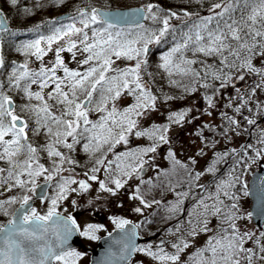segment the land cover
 <instances>
[{
	"label": "snow or ice",
	"instance_id": "6c2138e0",
	"mask_svg": "<svg viewBox=\"0 0 264 264\" xmlns=\"http://www.w3.org/2000/svg\"><path fill=\"white\" fill-rule=\"evenodd\" d=\"M10 2L12 6H16L19 0H10ZM55 2L63 4L65 0H55ZM240 4H243L248 11L246 16L242 15L237 21L231 13ZM215 9H221L220 12L215 13L216 16L223 19L227 14L231 23L225 21L223 28L218 25L215 30H208L206 38L199 31L195 33V40L191 35L187 36L181 44L172 48L168 55L162 58L161 67L169 76L176 74L191 76L194 82H199L200 79L209 74L213 79H231L230 71L225 72L224 70L233 68L246 69L257 75H264V72L253 66L250 55L242 56V53L255 54L254 50L258 47L264 49V0H226V2L221 0V2L212 5L211 10L215 12ZM24 11L31 14L29 9H24ZM160 11L159 6L151 3L139 10L141 14L146 12L141 17L143 20H151L161 24L157 31L146 28L143 23L137 22L136 28L140 31L134 34L128 32L127 35H134V38L122 40L120 37L125 34L124 30H117L113 33L112 29L117 26L108 18L107 13H101L96 8H92L90 11L87 8H77L76 14L71 17L72 22L61 24V27L56 28L53 34L47 38V50H51L52 44L64 39V37L74 35L80 37L78 42L70 39L67 49L63 47L56 49L55 62L52 67L42 66L39 71H32L27 63H24L12 69L8 77L10 88L14 87L21 90L29 100L35 99L39 102L30 107L37 117V125L46 129L50 137V142L45 147L48 157L58 158L53 159L54 167L52 169H48L38 162V149L36 147L31 143H25L28 141L26 132L28 125L15 114L14 102L8 95L4 94V84L0 83V161L8 165L7 169L0 168V173L7 171L5 184H7L8 179L13 180V183L8 185V190L18 186L29 193L34 192L38 187L36 183L38 177L43 176L45 182L51 181L56 174L63 170L62 165L65 161L69 164L76 163L58 150L57 145L73 151L75 145L84 141L82 146L85 152L94 155L105 146H107L108 151H112L121 142L127 143L128 134L137 127V118L142 116L150 107H154L156 101V97L142 82L141 67L147 61L141 57L146 56L150 44H159L169 32L170 19L179 18L176 12H168L166 15L160 16L158 15ZM184 15L190 16L191 14L185 11ZM212 19L214 17L207 18L205 27ZM77 23L81 27H77ZM97 24L104 25V27L99 30L92 27ZM196 27L200 28V25H196ZM90 28L92 29L91 36L86 31ZM0 29L6 30V23L3 20H0ZM190 42L196 44L193 54L201 53L205 56L219 57L220 68L211 72L205 69L202 76L201 71L191 67L197 61L186 59L183 55V50L189 48ZM40 45L41 41L36 40L23 47L25 50H33L31 54L37 60H42L47 55V51ZM79 45H83L79 50L87 54L80 62L81 66L88 65V67L84 71L70 70L65 66L60 53L65 50L72 52L73 49H78ZM259 54L264 55V51ZM74 57L75 53L73 54ZM230 57L233 58L231 62H229ZM121 58L135 60L136 63L134 66L124 69L114 68L113 65L116 60ZM3 67L4 61L0 58V68ZM58 69H62L63 77L56 75ZM238 78L243 80L244 76L240 75ZM21 82H24L23 87H21ZM32 85H38L40 91L32 92L30 90ZM172 85L179 87L180 83L173 80ZM201 86L208 87L209 85L203 84ZM50 87L51 91L47 93V98H45L44 89ZM257 87H261V85L258 84ZM192 91L195 89L193 88ZM125 92L128 95H133L136 103L123 111H118L114 102ZM252 94H255V89H253ZM97 95L99 96L98 101H96ZM49 101H54V105L49 104ZM109 101L113 102L111 108L108 107ZM94 102L95 106L93 107ZM208 102L211 105V97H208ZM56 105L62 106L58 113L52 111ZM92 110L106 114L102 115L99 121L93 122L89 119V112ZM185 115L186 113L173 114L169 119L180 124ZM232 122L236 123L235 121ZM248 122L253 123L251 120ZM167 131V128L160 129L157 127L152 131H136L135 135L137 137L149 136V138H156L167 143ZM6 137L11 138L6 139ZM68 138H71L70 143ZM262 142H264V138H262ZM155 151L156 147L150 146L142 149L141 155L132 152L126 153V158L140 161L138 166L127 165L131 169L129 172L117 164V175L111 179L115 189L107 187L104 181H100V188L115 195L116 190L122 188L127 182L121 177H130L132 173L142 168L144 163L142 155ZM21 154L26 155L22 161L18 159ZM257 155L259 156L260 153L258 152ZM169 156H173V154L170 152ZM116 159L118 161L121 159L119 154ZM175 162L179 163V161ZM111 163L110 161L109 166L105 167V172L111 171ZM95 164L104 166V159H96ZM211 170V168L208 169V171ZM91 171L93 173L98 172L99 167H93ZM85 175L88 174L85 173ZM200 175L201 173H196L195 178L199 179ZM21 177L27 178L22 179ZM88 178L92 181L97 180V176L94 174ZM236 180L238 181L239 177H236ZM76 183L77 181L71 177L63 178L57 196L51 199V207L44 215L39 214L35 208L29 206L30 195H24L20 201L15 198L0 201V213L5 216L9 215L5 204L19 203V208L12 213V218L8 220L7 224H0V264H76L80 254L63 248L76 225V221L71 217L61 218L56 211L58 201L66 199L69 186ZM78 183L80 189L86 190L88 188L85 181L81 180ZM233 186L234 183L224 181L219 188L227 189ZM223 195L230 200L235 199L227 190H223ZM134 198L140 199L145 207L150 206L141 197L136 196ZM217 203L219 205L224 204V201L219 199V195L217 196ZM208 207L205 205L206 209ZM211 207L216 215L224 211L217 204ZM236 208L237 205L233 203L225 212V222L228 223V228L222 230V236L209 239L208 246L197 253L198 259L195 264H253L254 257L264 261V244H260L258 252L244 246L248 240L253 238L254 234L240 233L235 224L237 217L232 212ZM135 211L140 212L141 210L137 208ZM54 217L56 222L60 223L62 231L50 229L49 222H52ZM113 222L120 229H124L130 223L125 219H118ZM203 223L202 231L206 232L208 231V222L205 220ZM136 227L139 226H134L133 235ZM97 230L96 226L89 225L82 235L89 239H96L94 232ZM50 231L56 236L58 243L53 244L46 239ZM190 235L193 237L197 235L196 230L193 229ZM257 243H260L259 240ZM188 247L189 244L184 241L173 244L177 254H168L163 248H160L159 253L153 252L150 248L133 247L132 250L144 252L160 261V264H179L178 253H182Z\"/></svg>",
	"mask_w": 264,
	"mask_h": 264
},
{
	"label": "trees",
	"instance_id": "16d2710c",
	"mask_svg": "<svg viewBox=\"0 0 264 264\" xmlns=\"http://www.w3.org/2000/svg\"><path fill=\"white\" fill-rule=\"evenodd\" d=\"M98 2V6L104 7V8H114L116 5V0H96ZM140 2L141 5L144 7L151 3L154 5L159 6L161 11L158 13L160 16L166 15L168 12H176L179 15V18H171L170 19V30L169 32L161 39V42L159 44H154V49L150 53L148 57L145 58V56H142L141 59H145L147 63L144 65L145 67V74L146 78L149 77V82L151 83L150 86L154 88V91L151 89L150 92L152 95H154L157 98V101H165V102H179L183 101L184 99H187L190 97L195 91H200L203 89H207L214 84L222 83L227 80V78L223 79H213L212 76L209 74L208 76L204 77L203 79H200L199 82H194L193 78L191 76H180L178 74L169 76L167 72L161 67L163 64V57L168 55V53L171 51L172 48L176 47L178 44H181L184 39L187 38V36L191 35L193 37V40H195V33L199 31L201 35L207 37L208 30H215L216 27L219 25L221 28H223L225 21L228 23H231V20L228 19V15L226 14L223 19L216 16L215 13L220 12L221 9H216L215 12H208L210 8H212V5L215 3L221 2V0H137ZM226 2V0H225ZM91 0H65L63 4H57L55 0H19V3L16 6H12L10 0H0V11H2L5 15V17L8 19V22L11 25V28L9 30H3L0 31V58L4 61V67L0 68V83L4 84L3 92L4 94L8 95L15 103V112L19 117H22L28 127H27V135H28V141L25 143H31L34 147L38 149L37 152V158L38 162L44 164L45 166L52 169L54 167L53 165V159L58 158H49L47 155V152L45 151L46 145L50 142V137L46 132V129L43 127H40L36 123V115L31 110V105H36L39 102L35 99L29 100L25 94L14 87L9 86L8 77L12 72V69L17 67L18 65L27 63L28 67L32 71H39L40 67H42L44 64H48L44 67H52L55 58L51 55L49 58H46L47 55L43 57L42 60H40V66H33L31 67L29 65L30 61L35 60V56L31 54L33 50H25L24 45L31 44L36 40H40L41 42L46 40L50 35L53 34L54 30L56 28L61 27V24H68L71 23V18L68 20H57L56 17L58 15L73 12L76 13L77 8H87L89 11L94 8ZM24 9H29L31 11V14L25 13ZM155 11V9H154ZM187 11L190 13L192 18H189L188 16L184 15V12ZM247 11L243 4H240L236 7V10L231 13L232 17L236 19L237 21L240 20L242 15H247ZM186 17V18H185ZM208 17H214V19L211 20V22L207 23V26L205 27V23L207 22ZM78 24V23H77ZM79 25V24H78ZM196 25H200V28H197ZM81 26V25H80ZM144 26L146 28L152 29L154 31H157L161 24L159 22H153L151 20H146ZM93 28L99 30L104 25L97 24L92 26ZM124 30V35L120 37V39H133L134 35L129 36L127 35L128 32H132L133 34L135 32L140 31L136 27H127V28H119L116 27L112 29L113 33H115L117 30ZM89 30L92 31L90 28ZM91 42V41H90ZM201 43H204L201 41ZM234 43V42H233ZM83 47V45H82ZM196 47L195 43L189 44V48L183 50V55L186 59L195 60L197 61L196 64L192 65L196 70L201 71V75H204V70L208 69L209 72L217 70L220 68L219 64V57L215 56H205L201 53L193 54V49ZM19 49V50H18ZM27 52V54H25ZM246 55V53H242V56ZM255 54H251V59H253ZM115 59V57H113ZM233 58H229V62L232 61ZM119 62L117 66L114 68H128L135 65V60H128L125 58H121L119 60H116V63ZM116 63L114 65H116ZM239 63V62H237ZM65 66L68 67L70 70H79L84 71L88 65H77L75 61H67L64 62ZM143 67V68H144ZM236 70H241L238 68H233L231 70L225 69V72H229L231 74V77L233 75V72ZM262 72L264 70L259 69ZM57 76L62 77V69L57 70ZM109 75H112V73H109ZM178 81L180 83L179 87L173 86L172 81ZM158 81L161 83L159 84ZM264 81V75H257L253 73L250 77L249 82L246 83V85H243V87L235 88V90L232 92V97L236 99V101L230 105H232V109L228 111V116L225 117L224 115H221V112L224 111L221 107L220 110H218V114L220 117V131L227 132L230 128V122L228 118L231 117V114L236 115V110L239 107L242 106V104L245 101H252L253 97V89H257V85L261 84ZM24 82H21V87H23ZM207 84L208 87H202L201 85ZM54 87V85H52ZM195 89V91H192V89ZM32 92L40 91L38 85H32L31 89ZM51 91L50 88L44 89V95L45 98H47V93ZM159 93V95H158ZM161 93V94H160ZM124 94H127L125 92ZM98 96V95H97ZM96 96V99H97ZM161 99H159V98ZM171 97V99H169ZM211 97V96H208ZM208 97H206L203 100V104H205L206 108L209 105ZM212 98V97H211ZM241 98H243L241 100ZM99 100V99H98ZM111 102V101H109ZM49 104L54 105V101H49ZM227 105V103H223L222 105ZM62 108V106L56 105L52 108L53 112H57ZM226 110V109H225ZM264 110V106L261 108L257 103H253L248 107L247 114H244L243 119L241 120V126L244 129L243 131L237 130L238 133H244L245 137L248 133L249 127L254 123V121L258 118V114L260 111ZM231 120V119H230ZM251 120L253 123H249L248 121ZM232 121V120H231ZM166 124H162L157 126L158 128L162 129L165 128ZM157 127H149L144 129V131H152L154 128ZM39 128V131L37 129ZM261 127L258 126L256 129H260ZM37 136L34 134L37 133ZM259 133L260 130H257ZM34 135V136H32ZM6 139H10V137H6ZM145 142L142 144V148H147L150 146L157 147L159 144L162 143V141H159L156 138H149V136H144ZM83 143L84 141H81V144L75 145L74 150L70 151L67 148H64L61 145H57L58 150H60L66 157L69 159L74 160L76 163L69 164L67 161L62 165V168H68L72 167L78 170H87L90 171L93 167H100L95 164L96 159L103 158L106 156L108 150L107 146H105L100 152H96L94 155L90 152H85L83 149ZM240 149L233 150L229 152L225 159H229V164L226 167V170H224L222 173L219 174L217 177V180H213L212 182L215 183L216 186H220L222 182L227 181L231 179V175L227 176L230 169L233 167L235 178L231 181H228L229 183H234L233 187L223 189L227 190L230 195H233L235 199H228L223 195V191L221 192L222 198L224 201V211L222 218L217 219V223L219 224V230L218 233L214 237H219L223 235V229L228 228V223L225 222V212L230 208V206L235 203L237 205V208L232 210V212L237 217L235 219V224L237 228L239 229L240 233H253V238L251 240H248L247 243L244 245L246 248H251L254 251L259 250L260 244H264V235L259 236L254 233V231H250L247 229V222L243 220V216L241 213V221H238L240 218L239 213L242 209V204L247 202V197L245 195L247 187V181L245 178V175H248L249 166L254 161H258L260 158V155L258 156L257 153H261L257 149L254 148L252 145H246L243 144L239 147ZM135 153L138 155H141V149L137 150ZM143 156V155H142ZM223 155L218 156L221 158ZM26 158L25 154H21L18 159L23 160ZM135 162H138L139 160H134ZM133 160L130 161V163L134 162ZM131 164V165H136ZM179 166V167H178ZM0 168L7 169L8 165L0 161ZM243 168V169H240ZM187 167L182 168L181 165L178 164H171L169 167H165L160 171V177L161 181L169 184V187L166 189L165 194L168 192L174 193L175 187L182 186L184 189H188V191H192L198 186H196L197 179L195 178V173L186 171ZM130 172V168L126 169ZM243 172V173H242ZM227 176V177H226ZM236 177H239V180H236ZM22 178V177H21ZM7 179V171L4 173H0V196L2 194H9L8 185H11L13 183V180L8 179L7 184L4 183V180ZM152 179V178H151ZM216 181V182H215ZM14 188V187H12ZM17 190H15L14 194H10L9 197H7L5 200L0 201H7L12 198H15L17 201H20L21 198L26 195L27 191L25 189H22L18 186H16ZM187 192V191H186ZM183 202V201H182ZM19 205V203L16 204H5V208L7 209L9 215L5 216L2 213H0V224H3L7 219H9V216L15 208ZM157 210H155L156 213ZM174 216L160 213L155 215V217H147L144 221L145 223L140 225V232L141 235L149 234L153 235L160 231L162 228L164 229V232L167 230H171L174 233L179 234V232L176 230L178 224L173 223L174 222ZM231 231V229H229ZM262 233H264V229L262 230ZM257 240H259V244L257 243ZM209 241V240H208ZM208 241L202 242L201 244L197 245L196 248L193 249L191 253H188V255L185 257L184 261L181 264H195L196 260L198 259L197 253L204 248L208 246ZM194 244H192L193 246ZM207 255V253H205ZM254 260L256 258L254 257Z\"/></svg>",
	"mask_w": 264,
	"mask_h": 264
},
{
	"label": "rangeland",
	"instance_id": "374dc122",
	"mask_svg": "<svg viewBox=\"0 0 264 264\" xmlns=\"http://www.w3.org/2000/svg\"><path fill=\"white\" fill-rule=\"evenodd\" d=\"M94 8L99 7L98 2L96 0H91ZM116 7L118 8H130L135 6H140V2L137 0H116ZM208 12H213L211 10ZM216 10V9H215ZM192 18L191 16H188ZM186 18V17H185ZM77 27H81L77 24ZM89 32L91 36V30H86ZM78 36L72 37H64V39L53 43L51 50L48 49L47 39L41 42V47L47 51V57L49 58L51 55L55 58L56 49L58 48H65L67 49L69 40H76L79 41ZM154 44L149 45L151 47L150 51L146 54L145 58L150 55L152 50L154 49ZM79 48H82V45L78 46V49H73L72 52L67 50L60 53L61 58L66 63L67 61H75L77 65H81V61L87 55L86 53H82ZM264 51V49L257 48L254 50V57L252 59V64L255 68L264 70V55H260L259 53ZM75 53V57L73 58V54ZM246 55H251L246 53ZM40 60H35L30 62V66H40ZM113 65V67L117 66ZM48 64H44L43 66H47ZM142 65L141 67V76L142 82L147 85L149 90H153L154 88L150 86L149 77L146 78L145 74V67ZM58 73V72H57ZM56 73V74H57ZM253 73L247 71L246 69L236 70L233 72L231 79H227L226 82L219 86H212L207 89H203L200 91H195L187 100L179 101V102H165L155 101L154 107H150L144 114L137 118V127L133 130L132 133L128 134L127 143L121 142L120 144L116 145V147L109 152V156L106 158V162L104 166L99 168L98 172L91 173L88 175L74 173L73 179L77 181L76 184H73L66 193V199L59 200L57 205V212L66 214L70 217L76 218V222L79 226L80 233L82 239L88 248H91L98 239L109 233L116 225L113 221L118 219H125L128 221H132L134 223H139L141 220L144 221L147 217H155L156 213L160 214H168V215H175L174 218H179L183 213V208H179L181 205L179 201L175 199L173 195H169L167 201L165 202L162 197L164 196V188L162 186V181L160 175H156L158 169L161 166L169 167L171 164H178L181 165L182 168L187 167L186 171H190L191 173H201L199 179H197V185L202 184L207 179H209L214 173H218L223 166L224 162L227 159L223 160L225 156L239 147V145L245 142L244 133H238V129H242L240 126L241 119L240 117L242 114H247L248 107L253 103H257L259 107L264 106V88L256 89L255 96L253 97L252 101H245L240 110H236V115L231 114V117L228 118L230 122V128L227 132H220L218 134L214 133V130L220 129V115L218 114V110L210 109L209 111H205L203 107V100L211 95L212 92L206 90H213V96L216 97V101L218 105L224 110L221 112V115L224 114L225 117L228 116V111L230 108L232 109V103L236 101L234 97H232V92L235 88L243 87L244 84L249 82L250 77ZM62 73V77H63ZM240 75L244 76L243 80H240L238 77ZM160 84L161 82L158 81ZM162 84V83H161ZM238 84V86H237ZM264 83L261 85L263 86ZM161 94V93H160ZM208 94V95H207ZM159 95V93H158ZM119 101L115 103L118 111H123L125 108L133 105L136 103L135 97L133 95L122 94ZM159 98V97H158ZM99 96H97L96 101H98ZM161 99V98H159ZM243 98H241L242 100ZM227 103V105H222L223 103ZM95 106V102L93 107ZM112 103L109 102L108 107L111 108ZM180 108L183 110V113H186L184 119L188 120L187 126H184V123L181 122L180 124L172 122L169 117L170 115L176 110ZM215 108V107H214ZM226 109V110H225ZM239 109V107H238ZM261 112V111H260ZM259 112V113H260ZM106 113L98 112L92 110L89 112V119L98 120L102 115ZM258 114V118H259ZM236 123H233L232 121ZM203 123H211L207 126V129L204 127L200 132H196L198 128H200ZM166 124L165 128L168 129L166 133L167 143L164 144L165 148L156 149L155 152L147 153L146 155L142 156L143 160V167L147 164L150 165V169L147 171V174L140 178L139 180L135 181V176L138 172L143 168H139L138 171L132 173L130 177L126 180L127 182L124 184L122 188L116 190V194L112 195L111 192L104 191L100 188V181H104L106 186L109 181H106L109 173L116 168L117 164L124 162V156L126 153H129L133 148H140L143 149L140 143L145 142L144 138L137 137L135 135L136 131H142L143 129L149 127H157L159 125ZM163 129V128H162ZM264 138V128H263V137ZM256 140V138L254 137ZM256 142V141H255ZM254 148L258 151H261L260 157H264V142L258 141L255 143ZM262 147H259V146ZM172 153L173 156H169V153ZM120 155L121 159L118 161L116 159L117 155ZM223 155L221 158L218 156ZM224 157V158H223ZM111 163V171L105 172V167L109 166V162ZM175 161H179L176 163ZM195 161V163H193ZM140 161L135 166H138ZM257 162L254 161L249 166L248 175H245L246 181L250 177V174L253 173L257 169ZM121 166L123 164H120ZM179 167V166H178ZM212 169L208 171V169ZM67 170H63L64 173L69 172ZM243 169V168H240ZM226 170V168H224ZM223 170V171H224ZM243 173V172H242ZM96 175L97 180L92 181L89 180V176ZM233 167L230 169L227 176L231 175V179L227 181H231L235 178ZM156 175L155 177H153ZM226 176V177H227ZM153 177V178H152ZM152 178V179H151ZM132 179V182H131ZM150 179V180H149ZM85 181L88 184V188L86 190L80 189L79 181ZM149 180V181H148ZM148 181V182H147ZM164 187L167 189L169 184L164 183ZM75 189V191H73ZM139 190V191H137ZM223 189H220L219 186H213L210 188L201 199L195 202L193 205L191 203L188 205V211L182 221H179L177 224V233H166L164 236L162 234V238H165L164 243L152 241L149 243H145L141 248H150L153 252L159 253L160 247L164 249L165 252L168 254H177V250L173 248V244H179L181 241L187 242L189 247L185 249L182 253H178L180 257L179 264L183 262L185 257L188 253H191L197 245L201 244L202 242L208 241L209 239L213 238L219 229V224H217L216 219L223 216V211L221 214L216 215L213 212V208L211 207L214 204L217 206L224 208L223 205H219L217 203V196L219 195V199L221 200V192ZM189 194V191L186 192ZM247 197V194H245ZM57 196L56 193H49L48 197L43 200L37 202L33 208L37 210V212L41 215L47 213L48 209L51 207V199ZM139 196L141 197L149 207H145L144 204L141 203L140 199H136L134 197ZM6 196L2 194L0 199L5 198ZM174 197V198H173ZM177 197L180 198V195ZM158 199V202L153 201L152 199ZM161 198V199H160ZM162 203V204H161ZM205 205L209 206L207 209ZM139 208L141 211L136 212L135 209ZM170 209H174L171 210ZM155 210L156 213H155ZM241 213L243 216L244 223L247 222L246 226L247 229L250 231H254L256 235L262 236V230H258L253 221L250 217V201L247 200L244 204H242V209L240 210L239 216L240 218L238 221H241ZM207 220V228L208 231H202L204 227V221ZM89 225L96 226L98 229L94 232L96 239H89L88 237L82 235L85 229L88 228ZM195 229L197 235L194 237L190 235L192 230ZM192 244H194L192 246ZM76 253H79V259L76 260V264H88L89 263V251L86 249H77L73 250ZM71 260V258H70ZM132 264H160V261L154 259L151 256L146 255L144 252L137 251V256L133 260ZM253 264H264V261H260L258 259L253 261Z\"/></svg>",
	"mask_w": 264,
	"mask_h": 264
},
{
	"label": "water",
	"instance_id": "95a60500",
	"mask_svg": "<svg viewBox=\"0 0 264 264\" xmlns=\"http://www.w3.org/2000/svg\"><path fill=\"white\" fill-rule=\"evenodd\" d=\"M144 7H132L125 9H105L96 8L101 13H107L108 18L112 20L116 26H136V23H145L141 17L145 13H139L140 9ZM71 14L61 16L59 19H65L70 17ZM0 20L5 21L6 28H8V22L4 15L0 13ZM2 30V29H1ZM49 186L47 184H41L38 187L36 198H41L45 195ZM248 196L251 200L250 212L253 223L258 228H263L264 225V167L255 171L249 181ZM29 206H33V200L29 201ZM59 214V213H58ZM61 218H67L66 216L59 214ZM70 223V222H69ZM136 226L133 223H129L124 229H116L109 235L102 237L95 248L91 250L90 263L89 264H128L134 257L136 251L132 248H138L142 243L148 242L151 238H141L138 228H135V234L133 235V229ZM50 229H56L62 231V227L59 222H56V218H53L52 222H49ZM51 243H58L56 236L50 231L46 237ZM82 240L79 231L75 225L71 235L68 236L66 242L63 245L64 250L72 249L82 246Z\"/></svg>",
	"mask_w": 264,
	"mask_h": 264
},
{
	"label": "flooded vegetation",
	"instance_id": "af4514ba",
	"mask_svg": "<svg viewBox=\"0 0 264 264\" xmlns=\"http://www.w3.org/2000/svg\"><path fill=\"white\" fill-rule=\"evenodd\" d=\"M264 160L262 159V160H260L259 162H258V167H260L261 165H264V162H263ZM131 182H132V179H131ZM208 189V187L207 186H205L204 187V189H203V191H200V190H198V191H195L194 192V194L195 195H199V197H201V196H203L204 194H205V191ZM195 199L196 198H194L193 199V201H195ZM188 205H189V203L188 202H186V204H185V207H184V211H183V213H182V215H181V217L180 218H184L185 217V215H186V208L188 207ZM72 219H74V220H76V218H74V216L73 217H71ZM180 218H178V219H180ZM178 219H176L174 222H177V220ZM116 226V225H115ZM114 226V227H115ZM139 226V225H138ZM113 227V228H114ZM159 240V242L162 244V243H164V241L163 240H160V239H158Z\"/></svg>",
	"mask_w": 264,
	"mask_h": 264
}]
</instances>
